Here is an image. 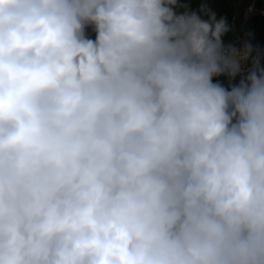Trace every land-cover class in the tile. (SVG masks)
<instances>
[{"label": "clouds", "instance_id": "obj_1", "mask_svg": "<svg viewBox=\"0 0 264 264\" xmlns=\"http://www.w3.org/2000/svg\"><path fill=\"white\" fill-rule=\"evenodd\" d=\"M231 31L204 0H0V264H264V63Z\"/></svg>", "mask_w": 264, "mask_h": 264}, {"label": "rangeland", "instance_id": "obj_2", "mask_svg": "<svg viewBox=\"0 0 264 264\" xmlns=\"http://www.w3.org/2000/svg\"><path fill=\"white\" fill-rule=\"evenodd\" d=\"M202 0H180L182 4H190L196 8ZM210 7H214L218 13L228 17L232 31L226 36V40L238 44L241 40L251 43L254 55L259 54L264 63V0H204ZM88 36L94 38V33L88 31ZM220 81L227 89L229 82L226 77L214 78V82Z\"/></svg>", "mask_w": 264, "mask_h": 264}]
</instances>
